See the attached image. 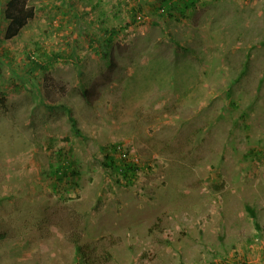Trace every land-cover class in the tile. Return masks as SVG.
Segmentation results:
<instances>
[{"label":"rangeland","instance_id":"rangeland-1","mask_svg":"<svg viewBox=\"0 0 264 264\" xmlns=\"http://www.w3.org/2000/svg\"><path fill=\"white\" fill-rule=\"evenodd\" d=\"M38 1L0 28V264H74L75 232L104 264H264V0L166 21L149 0H67L70 30ZM115 144L131 184L104 165ZM63 159L78 173L59 181Z\"/></svg>","mask_w":264,"mask_h":264},{"label":"trees","instance_id":"trees-1","mask_svg":"<svg viewBox=\"0 0 264 264\" xmlns=\"http://www.w3.org/2000/svg\"><path fill=\"white\" fill-rule=\"evenodd\" d=\"M150 4L154 7V12L158 13V18L166 21L172 18H180L182 16H187L195 8L200 0H149ZM28 0H8L4 15L5 19L8 21L6 28L5 37L14 38L21 29L27 24V22L34 15V8L27 4ZM134 10L135 18L139 19L140 15L138 11ZM109 33L108 38L105 40L106 44L111 41L112 36L115 34V28L106 29L103 34ZM57 55V54H56ZM34 56V57H32ZM29 56L33 63V67L45 68L43 61L36 58L35 55ZM49 59V58H47ZM69 118L72 123V128L74 132L80 135V130L77 127L76 119L71 115L68 109ZM121 146L119 144L112 145L109 150L106 151L104 165L113 168L117 174H119V180H124L125 182L131 184L136 179L139 171L141 170L140 163L129 156V154L122 152ZM119 153V156H115ZM54 175L57 180L62 181L66 177H74L78 172L74 168L72 161L63 159V161L54 169ZM246 209L251 214L253 219L256 221L255 226L260 229L259 223L256 220V211L252 206L247 205ZM4 234L0 236V239L4 238ZM69 241L73 244L74 264H104L111 258L110 252H105L102 256L97 254L91 246L84 242L82 236L75 232L69 237ZM264 263V253L262 256Z\"/></svg>","mask_w":264,"mask_h":264},{"label":"crops","instance_id":"crops-1","mask_svg":"<svg viewBox=\"0 0 264 264\" xmlns=\"http://www.w3.org/2000/svg\"><path fill=\"white\" fill-rule=\"evenodd\" d=\"M8 0H0V28L2 27L3 30L5 31L6 29V26L8 25L7 23V20L4 21V19L2 18L3 16V12L5 11V7H6V4H7ZM38 7L36 8L35 7V11L36 12H42V10L44 9V7H50V8H53L54 7V4H55V8L60 5L61 7H65L68 9V11L64 13V21H66L67 23L64 24V27L61 28V25H62V21H63V16L62 14L60 13L61 17H60V23H57L56 26H57V29H71V26H72V21H75V17H73V15L71 14L70 12V6L68 5V2L67 0H55V3L54 2H49V3H45L44 0H39L38 1ZM4 17V16H3ZM36 18V17H35ZM30 21V20H29ZM29 25V22L26 24V27ZM24 29H25V26H24ZM0 37H1V34H0Z\"/></svg>","mask_w":264,"mask_h":264},{"label":"built area","instance_id":"built-area-1","mask_svg":"<svg viewBox=\"0 0 264 264\" xmlns=\"http://www.w3.org/2000/svg\"><path fill=\"white\" fill-rule=\"evenodd\" d=\"M32 57H34V56H32Z\"/></svg>","mask_w":264,"mask_h":264}]
</instances>
